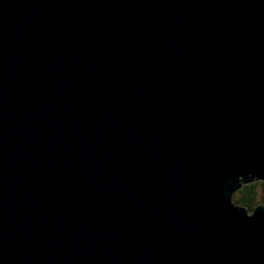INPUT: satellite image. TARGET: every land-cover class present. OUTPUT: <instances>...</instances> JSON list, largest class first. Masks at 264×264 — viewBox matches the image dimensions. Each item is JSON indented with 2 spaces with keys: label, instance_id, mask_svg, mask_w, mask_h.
Here are the masks:
<instances>
[{
  "label": "water",
  "instance_id": "obj_1",
  "mask_svg": "<svg viewBox=\"0 0 264 264\" xmlns=\"http://www.w3.org/2000/svg\"><path fill=\"white\" fill-rule=\"evenodd\" d=\"M228 167L264 175V0H0V264H264Z\"/></svg>",
  "mask_w": 264,
  "mask_h": 264
},
{
  "label": "clouds",
  "instance_id": "obj_2",
  "mask_svg": "<svg viewBox=\"0 0 264 264\" xmlns=\"http://www.w3.org/2000/svg\"><path fill=\"white\" fill-rule=\"evenodd\" d=\"M218 187L227 191L228 205L246 219L254 218L257 210L264 208V175L228 167L220 172Z\"/></svg>",
  "mask_w": 264,
  "mask_h": 264
}]
</instances>
